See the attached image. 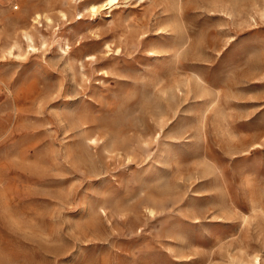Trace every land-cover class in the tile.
I'll return each instance as SVG.
<instances>
[{"label": "rangeland", "instance_id": "rangeland-1", "mask_svg": "<svg viewBox=\"0 0 264 264\" xmlns=\"http://www.w3.org/2000/svg\"><path fill=\"white\" fill-rule=\"evenodd\" d=\"M0 264H264V0H0Z\"/></svg>", "mask_w": 264, "mask_h": 264}]
</instances>
